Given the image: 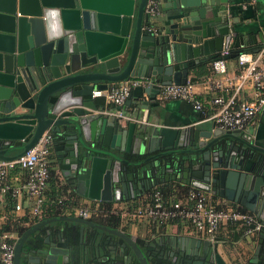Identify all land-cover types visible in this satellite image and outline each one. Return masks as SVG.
<instances>
[{"label": "water", "instance_id": "95a60500", "mask_svg": "<svg viewBox=\"0 0 264 264\" xmlns=\"http://www.w3.org/2000/svg\"><path fill=\"white\" fill-rule=\"evenodd\" d=\"M148 2L0 0V159L25 153L49 131L56 162L80 196L121 201L179 181L248 208L264 224V159H254L249 134L207 121L169 126L158 100L162 86L196 82L191 72L224 49L227 60L258 51V36L237 30L232 0H156L155 14ZM128 78L152 80L128 97L134 114L96 112L94 90ZM12 147L22 152L9 155ZM54 222L94 225L74 216L41 220L18 238L15 264H230L219 250L229 240L219 236H164L173 247L151 253L153 242L120 230H109L119 239L94 232L88 244L84 227L78 238ZM262 243L243 264H264ZM236 259L229 256L242 264Z\"/></svg>", "mask_w": 264, "mask_h": 264}, {"label": "built area", "instance_id": "2783aa9c", "mask_svg": "<svg viewBox=\"0 0 264 264\" xmlns=\"http://www.w3.org/2000/svg\"><path fill=\"white\" fill-rule=\"evenodd\" d=\"M146 12L149 14L157 12L156 0H149ZM229 54L230 49H224L220 58L212 62L213 76L220 77L204 82L210 89L232 91L231 94L213 96L211 103L214 105V112L208 118L215 120L217 126L226 131L245 130L258 115L264 113V42L258 51L243 52L236 58L239 70L233 75L228 74V60L225 56ZM149 83H152V80L148 78H128L112 90H94L93 97L103 96L109 102L121 105L130 96L134 87ZM246 87H251L254 94L249 100L239 99L238 93ZM196 92L197 84L189 80L186 84L173 83L162 86L158 99L190 101L197 110L205 112V103L197 97ZM52 146V133L46 131L30 150L12 160L0 159V205L5 201V195L11 192L16 198L12 221H16L18 226H30L43 220L48 207L66 206L64 197L50 200L45 198V191L53 174ZM13 172L23 180L13 183ZM57 174L60 179V171ZM98 202L77 207L74 209V215L84 219L101 216L107 211ZM111 212L121 213L126 223L129 222L133 226H139L138 224L144 220L156 226L170 224L173 220L187 222L202 237L212 240L218 236L221 228L231 224L249 227L246 229L248 236L264 228V224L253 212L243 211L231 204L223 205L214 195H208L199 189L190 190L184 197L169 199L156 192L151 201L134 210H128L123 203H115ZM2 224L0 218V264H14L15 246L20 233L17 227L3 230ZM252 225L255 227L252 228Z\"/></svg>", "mask_w": 264, "mask_h": 264}, {"label": "crops", "instance_id": "0c3cea01", "mask_svg": "<svg viewBox=\"0 0 264 264\" xmlns=\"http://www.w3.org/2000/svg\"><path fill=\"white\" fill-rule=\"evenodd\" d=\"M231 21L236 23L237 30L242 33H247L250 35L256 34L258 36V45H262L264 42V0H232L231 2ZM263 34V36L261 35ZM256 46V45H255ZM228 66H229V75L235 74L238 70V63L236 58H232L228 60ZM196 77V74L194 71L191 72L190 78L191 77ZM216 77H220L219 75H214L209 78H206L204 80H200L199 78L196 79L197 84V92L196 94L198 95V98H201L204 103V111L197 110L192 102L186 101V100H180V99H171V100H164L161 101V104L163 106L162 111H166L167 113V125L169 126H174L178 128H184L186 126H191V125H197L200 122L207 121L206 123L208 124V127L211 123L215 122L213 119H209L208 116L214 112V105L211 103V100L215 94H231L232 91H223L222 89H210L207 87L204 82H210ZM189 81V80H188ZM116 86V85H115ZM115 86L111 87L110 89L107 90H112ZM96 90H101V89H96ZM238 96L239 99H244V100H249L252 95L254 94L253 89L251 87H246L244 88ZM224 95V96H225ZM94 101L97 103L99 110L96 112L100 113H109L113 115L112 111L115 109H120L117 111V115L122 114V112H127L128 114L133 115L134 110H135V103H132L128 105L126 102L127 100L121 104V105H116L113 102H109L105 97L103 96H98V97H93ZM147 114V112H146ZM128 117H125L124 119H127ZM146 118V116L144 117ZM133 120V119H131ZM262 117L259 119H256L253 123H251L247 129L242 130L244 134H249L250 139H248L249 142L253 143L257 149L254 151V159H256L258 156H261L264 159V122H262ZM197 123V124H195ZM220 128V127H219ZM138 141V139L133 138V142ZM237 144H240V142L236 141ZM133 147V144H132ZM20 152H22V149L18 147H12L8 150L9 155H17ZM249 155V151L247 154V157ZM51 158H53L54 162L58 160L56 150H55V145L53 143L52 146V154ZM58 168L60 166L56 162ZM58 169L56 172H54V178L50 179L49 185L45 191V198L50 200L54 199V195L52 194V189L53 185H57L61 187V190L58 192H61V194L58 197H64L68 204H66L65 207H56L52 208L55 210V212H59L62 210V213L59 214L58 216H74V209H76L79 206H86V205H94L97 201L100 203V205H103V201L100 200H94L90 199L87 197L80 196L77 194L71 185L68 184L67 179L64 177L63 174H61V178L59 179L58 177ZM16 172H13V183H18L20 180H23L22 177H17L18 175ZM53 176V175H52ZM182 184V183H181ZM184 187V188H183ZM63 188V189H62ZM186 186L182 184L181 186H178V189H185ZM191 187H188L186 189H189ZM194 189V188H191ZM181 193L178 192L180 196L184 194L183 191H180ZM208 195H214L212 192H207L205 191ZM176 195V197H179V195ZM216 198L219 199V202L223 205H234L237 206L239 209L241 208H246L240 204L235 203L234 201L229 200L228 198H223L214 195ZM140 197V198H139ZM138 199L136 201L140 200V205L144 204L146 199L151 197V192L149 193L146 191L145 193L139 195ZM184 197V196H182ZM135 201V202H136ZM134 202V203H135ZM142 202V203H141ZM138 203V204H139ZM263 204V202H262ZM249 210L248 208H246ZM250 211V210H249ZM73 212V213H72ZM47 216V217H46ZM50 214H46L44 219H49L53 217ZM57 217V216H54ZM81 218V217H80ZM43 219V220H44ZM40 222V220H39ZM38 223V222H37ZM68 224L64 225V227L68 228L71 233H75L76 235L78 234V238L80 237V231L81 228H85V236H87V243L89 244V240L91 237L92 233H88V229L85 227V224L82 223H77V222H67ZM36 224V223H35ZM59 224L63 225V222H54L51 224V227H57ZM138 227H134L133 225H127V228L131 230L134 236H139L141 235L142 237L151 240V242H155L157 248L160 247V249L165 248V249H170L173 247V244L171 243H165L163 244L161 240L159 241V237L161 236H168V235H180V236H190V237H195L199 239H206L202 237L196 230L195 228L185 222H181L178 224L175 223H170L164 226H156V225H151L148 223L147 220H144L138 224ZM32 225L28 226L31 227ZM241 226H237L236 229H231L229 225L224 226L221 228L218 232L219 237L227 238L229 241L226 244H220L219 245V250L220 253L223 254V256L227 259L228 262L231 263L229 260V256H233L234 258H237L236 261H240L242 264L245 263L257 250V246L259 244V241L255 235L248 236L245 232H239V229H241ZM47 232V227L43 228V230L40 232L42 235H44ZM237 233V237H236ZM155 239V240H154ZM171 245V247H170ZM176 245V244H175ZM242 256H241V255ZM263 255V256H262ZM261 257L264 258V253L262 252L261 249Z\"/></svg>", "mask_w": 264, "mask_h": 264}, {"label": "flooded vegetation", "instance_id": "af4514ba", "mask_svg": "<svg viewBox=\"0 0 264 264\" xmlns=\"http://www.w3.org/2000/svg\"><path fill=\"white\" fill-rule=\"evenodd\" d=\"M242 144V143H241ZM243 145V144H242ZM152 155V154H151ZM148 157H150V155H148ZM51 160H52V169L54 170V172H56L57 171V169H58V171H60V173L62 174V172H61V170L58 168V166H57V164H56V162H54V160H53V158H51ZM163 179V178H162ZM183 184V183H182ZM181 184V182H179V181H169L168 182V180H163V181H160L159 183H157V185H155L154 187H152L148 192L150 193L151 192V197H149V198H147L146 200L147 201H151L152 199H153V196H154V194L156 193V192H160V193H162V195L166 198V199H168V198H180V197H182V196H185V195H187L189 192H190V190H192L191 188H194V189H198V188H195V187H192V186H190V185H187V184H184V186H186V188H187V186L188 187H191V188H189L188 189V191L187 190H184V189H181V190H179L178 189V186H181L182 185ZM157 186H167V187H171V186H173L174 187V189L172 190V192H170V193H173V195H171V196H169L168 198L163 194V192L161 191V190H159V189H157ZM184 188V187H183ZM199 190H201V189H199ZM180 191H183L184 192V194L182 195V196H180L179 194H178V192L179 193H181ZM187 191V192H186ZM204 191V190H203ZM179 195V197H176V195ZM169 195V194H168ZM138 197L139 196H135V197H130L129 199H124V200H121V201H112V202H109V201H103V205H102V208L104 209V210H106L107 212L106 213H104V214H102L101 216H99V217H93V218H91V219H89V220H92L93 222H94V225H85V227L88 229V233L90 232V233H94V232H96V233H98L99 235H105L106 237H111V238H117V239H119V237L116 235V234H113V232L112 231H110L109 232V230H115V231H117V230H120L121 232H123V233H127V234H130V235H132L133 237H134V239L136 238L139 242H141V243H143V241H147L148 239H146V238H144V237H142L141 235H139V236H134L133 235V233L131 232V230L129 229V228H127V225H131V224H129V222H127L126 223V219H125V217H123L122 216V214L121 213H116V212H111V209H112V205L113 204H115V203H123V204H125L127 207H128V210H134L135 208H138L139 206H141L140 205V200L139 201H136L137 199H138ZM140 198V197H139ZM136 201V202H135ZM147 201H145V202H147ZM135 202V203H134ZM139 203V204H138ZM142 203V202H141ZM112 215H118V216H121V224H119V225H116V226H114L113 224H111V223H108V221L106 220L108 217H110V216H112ZM175 222V224H178V223H181V221H177V220H174ZM66 224H68V223H66ZM66 224H64V222H63V225H66ZM99 225H101L102 227H105V228H99ZM134 227H138V226H134ZM42 230H43V228H41ZM19 233H20V231H19ZM24 233V232H23ZM23 233H20L19 234V237L23 234ZM168 236H171V241H176L175 239L177 238V237H179L178 235L176 236V235H168ZM187 236V235H186ZM162 237H164V236H161V237H159L158 239H159V241L161 240V242L163 243V244H165L164 242H163V238ZM165 238V237H164ZM155 240V239H154ZM151 241V240H150ZM150 246V245H149ZM149 248H152V249H154L153 251H151V253H153V252H155V253H160L163 249H165V248H162V249H160V247H158L157 248V246H156V244H155V242H153V244H152V247H149ZM156 255H158V254H156ZM14 262H15V260H14ZM15 264V263H14Z\"/></svg>", "mask_w": 264, "mask_h": 264}, {"label": "trees", "instance_id": "16d2710c", "mask_svg": "<svg viewBox=\"0 0 264 264\" xmlns=\"http://www.w3.org/2000/svg\"><path fill=\"white\" fill-rule=\"evenodd\" d=\"M194 72L197 76V79L199 78L200 80H204L206 78H209V77L213 76V74H214L213 63H203V64L199 65L196 69H194ZM260 117H262V120H263L262 122H264V113L258 115L255 119H259ZM52 171H53V174H52L53 176H51V179L54 178V170L52 169ZM22 174L25 175V172H23ZM55 184L53 185L52 194L55 196L54 198H58V196L61 194V192H58L59 190H61V187L57 186ZM157 189L161 190L163 192V194L168 198L169 196L173 195V193H170V192H172L174 187L173 186H171V187L170 186L169 187L157 186ZM184 190L188 191V189H186V188ZM15 203H16V198L12 195L11 192L7 193L5 195V201L2 203V205H0V218H2V222H3L2 229L3 230H9V229H13V228L17 227V229L20 231V233H23L28 229V226H24V225L18 226L16 221H12V219L14 217ZM66 204H68L67 201H66ZM241 210L249 211L246 208H241ZM46 214H48V215L50 214L51 216H49V217H54V216H58L61 213L55 212V210H53L51 207H48ZM106 220L108 221V223H111L114 226L121 224V216H118V215H112V216L108 217ZM174 222L175 221L173 220L171 223H174ZM229 226L231 227V229H236V227L239 226V224H231ZM247 228H249V227H242L241 229H239V232H245V230ZM262 233H263V235H262ZM73 234H75V233H73ZM255 235H256L255 238H257L258 241L261 238H263L262 252L264 253V229H262L259 232H256ZM75 236L78 237V234L77 235L75 234Z\"/></svg>", "mask_w": 264, "mask_h": 264}]
</instances>
